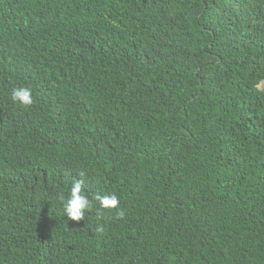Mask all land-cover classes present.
Masks as SVG:
<instances>
[{
  "label": "trees",
  "instance_id": "16d2710c",
  "mask_svg": "<svg viewBox=\"0 0 264 264\" xmlns=\"http://www.w3.org/2000/svg\"><path fill=\"white\" fill-rule=\"evenodd\" d=\"M0 264H264V0H0Z\"/></svg>",
  "mask_w": 264,
  "mask_h": 264
},
{
  "label": "clouds",
  "instance_id": "9594fccd",
  "mask_svg": "<svg viewBox=\"0 0 264 264\" xmlns=\"http://www.w3.org/2000/svg\"><path fill=\"white\" fill-rule=\"evenodd\" d=\"M13 101H17L24 106H31L34 103V98L32 91L28 87H18L14 88L11 96ZM86 173L81 171L79 176L81 179L77 180L73 178V182L70 188V195L64 204L65 215L69 220L80 222L85 219V211L92 208V200L89 199L84 191L85 177ZM60 199L63 201L65 199L64 195H60ZM93 199L98 201L103 209H119V197L115 194H103L99 192L93 194ZM118 218H124V210H118L116 212ZM96 233H102L104 231L103 225H100L93 229Z\"/></svg>",
  "mask_w": 264,
  "mask_h": 264
}]
</instances>
